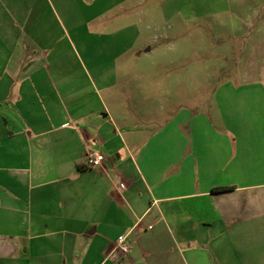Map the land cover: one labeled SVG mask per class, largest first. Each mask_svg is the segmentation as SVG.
Instances as JSON below:
<instances>
[{"label":"crops","instance_id":"1","mask_svg":"<svg viewBox=\"0 0 264 264\" xmlns=\"http://www.w3.org/2000/svg\"><path fill=\"white\" fill-rule=\"evenodd\" d=\"M62 18L0 0V264H264V49L206 108L139 126L68 68Z\"/></svg>","mask_w":264,"mask_h":264},{"label":"rangeland","instance_id":"2","mask_svg":"<svg viewBox=\"0 0 264 264\" xmlns=\"http://www.w3.org/2000/svg\"><path fill=\"white\" fill-rule=\"evenodd\" d=\"M53 3L75 50L68 68L82 65L92 82H115L111 94L125 101L117 109L139 126L161 124L178 105L206 108L220 83L244 72L242 50L264 49V0ZM254 73L264 79V64Z\"/></svg>","mask_w":264,"mask_h":264},{"label":"built area","instance_id":"3","mask_svg":"<svg viewBox=\"0 0 264 264\" xmlns=\"http://www.w3.org/2000/svg\"><path fill=\"white\" fill-rule=\"evenodd\" d=\"M91 143L95 144V140H91ZM104 159L105 156L100 150L88 147V150L86 151V162H85L87 167H98L102 164ZM124 240H125V236L119 237L118 240L119 250L122 254H126L128 251V246L126 243H124Z\"/></svg>","mask_w":264,"mask_h":264},{"label":"trees","instance_id":"4","mask_svg":"<svg viewBox=\"0 0 264 264\" xmlns=\"http://www.w3.org/2000/svg\"><path fill=\"white\" fill-rule=\"evenodd\" d=\"M220 189H226V188H220Z\"/></svg>","mask_w":264,"mask_h":264}]
</instances>
